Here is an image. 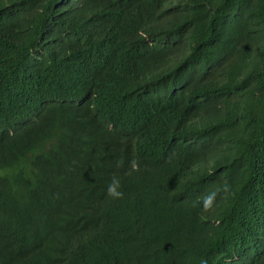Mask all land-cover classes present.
<instances>
[{"label": "trees", "instance_id": "trees-1", "mask_svg": "<svg viewBox=\"0 0 264 264\" xmlns=\"http://www.w3.org/2000/svg\"><path fill=\"white\" fill-rule=\"evenodd\" d=\"M202 258L264 264V0H0V264Z\"/></svg>", "mask_w": 264, "mask_h": 264}, {"label": "clouds", "instance_id": "clouds-1", "mask_svg": "<svg viewBox=\"0 0 264 264\" xmlns=\"http://www.w3.org/2000/svg\"><path fill=\"white\" fill-rule=\"evenodd\" d=\"M123 164L122 161H117L116 165L117 167H121ZM139 170V164L136 160H133L130 162L128 175H131L133 172H136ZM228 187L227 184H225L224 191H227ZM106 195L107 197L113 199V200H121L124 198V192L122 191L121 181L117 177H112L109 181L106 189ZM218 195V190H209L202 198L201 202L203 205V211L208 212L212 210L214 202L216 200V197ZM200 264H208L206 259H201Z\"/></svg>", "mask_w": 264, "mask_h": 264}]
</instances>
